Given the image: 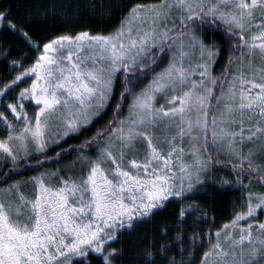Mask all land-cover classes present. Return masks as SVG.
<instances>
[{"label":"snow or ice","instance_id":"1","mask_svg":"<svg viewBox=\"0 0 264 264\" xmlns=\"http://www.w3.org/2000/svg\"><path fill=\"white\" fill-rule=\"evenodd\" d=\"M81 8L119 25L35 37ZM229 195L240 210L213 231L209 202ZM261 216L264 0L0 7V264H264Z\"/></svg>","mask_w":264,"mask_h":264},{"label":"trees","instance_id":"2","mask_svg":"<svg viewBox=\"0 0 264 264\" xmlns=\"http://www.w3.org/2000/svg\"><path fill=\"white\" fill-rule=\"evenodd\" d=\"M12 2L13 0H0V7H6ZM132 2H137V0H122V4L124 6L130 5ZM144 2H150V0H144ZM13 14L18 15L15 8L13 9ZM77 17L78 19L76 21H73L72 23H65L62 20L56 19V20H50L48 24L43 25L42 27L34 26L33 31L35 37L46 39L49 36H54L59 33L67 32L71 34L80 31H89L92 34L107 35L119 25L120 12L113 11L109 14H105L104 9L102 8H95V9L81 8L80 11L77 13ZM54 25L55 28L53 31L50 32L47 31L49 29H53ZM3 38L9 43H15L14 38L10 37L7 33L4 34ZM208 38L216 40L223 48H228V41L221 33L210 32L208 33ZM225 55H227V53H225ZM224 63H225L224 59H221L217 63L214 70L215 75L218 76L220 74V69L223 67ZM111 116L112 113L109 112L108 115L105 117V119L100 121L99 123H96L95 126L92 127L91 130L88 131L85 136H82L79 139H73L72 141H70V143L72 145H79L83 143L84 139L95 135L96 131L100 129L104 124H106L108 120L111 118ZM65 147H67V145ZM74 158L75 157L73 155L68 159L59 160L57 164L68 163V160ZM32 163L35 164V161H33ZM57 164L49 163L48 165H46V169L47 170L51 169V167H54ZM38 172L39 171H32L31 169H28L27 171L24 172L22 178L26 179L32 177ZM224 174L225 173L223 172L219 173V175H224ZM20 178L21 177H14L13 179H20ZM239 205H240V199L236 195L217 197L214 201H210L209 207L211 209V214L215 217V227L213 228V231L222 227L224 224L228 223L234 215V209L236 211L240 210ZM174 210H175V206L173 203V206L169 207L168 212H166L165 215L170 214ZM143 232L144 229L141 228V229H137V232L134 237L123 235L120 237L118 242H114V246L117 248L120 247L127 248L129 242L132 241L133 239H138L139 236L143 234Z\"/></svg>","mask_w":264,"mask_h":264},{"label":"rangeland","instance_id":"3","mask_svg":"<svg viewBox=\"0 0 264 264\" xmlns=\"http://www.w3.org/2000/svg\"><path fill=\"white\" fill-rule=\"evenodd\" d=\"M31 111H32V109H29V114H31ZM64 164H66V163H60V164H57V165H55L54 167H51V169H48V170H52V169H54V168H56V167H60V166H63ZM39 174V172L38 173H36L35 175H38ZM34 175V176H35ZM247 182V181H246ZM257 191H259V189H257ZM173 206V205H172ZM174 206H175V202H174ZM239 211V210H238ZM260 219L261 220H264V216H261L260 217Z\"/></svg>","mask_w":264,"mask_h":264}]
</instances>
